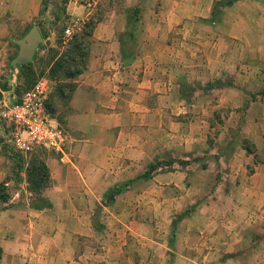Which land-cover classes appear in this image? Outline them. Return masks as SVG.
<instances>
[{
    "label": "crops",
    "instance_id": "1",
    "mask_svg": "<svg viewBox=\"0 0 264 264\" xmlns=\"http://www.w3.org/2000/svg\"><path fill=\"white\" fill-rule=\"evenodd\" d=\"M138 1L104 15L94 3L68 5L71 20L90 28L83 68L50 116L69 138L45 162L51 206H11L0 219L29 225L39 215L60 231L43 254L24 253L30 264H264V0H234L215 14L219 0H159L156 9ZM40 2L0 0V14ZM220 112L227 120L208 142V116ZM165 152L198 160L141 178ZM10 166L0 153V182ZM126 181L96 223L97 195ZM142 198L150 204L126 205Z\"/></svg>",
    "mask_w": 264,
    "mask_h": 264
},
{
    "label": "rangeland",
    "instance_id": "2",
    "mask_svg": "<svg viewBox=\"0 0 264 264\" xmlns=\"http://www.w3.org/2000/svg\"><path fill=\"white\" fill-rule=\"evenodd\" d=\"M129 1L93 0L94 5L89 9L93 8L95 15H104V13L113 12V10L118 11V13H123ZM158 1L139 0L138 5L150 8L149 5L151 4L156 9V2ZM161 1L164 2L165 0ZM72 2L78 7L77 5L83 3L84 0H41L38 6L19 7L18 5H14L11 7V12L15 14H0V19L3 18L4 21H0V100H3L7 104L12 100L18 99L37 80L46 77L52 88L45 102V106L53 118L54 108L57 105L55 97L61 92L70 90L71 87L66 75L79 70L84 61L83 57L78 55V50L73 48V45L78 43V49H82L81 53H84L85 40L82 41L80 37L64 40L62 36L63 30L72 19L68 14V10H66ZM27 8L30 10V14L27 13ZM137 11L138 8H134V16L138 13ZM218 11H220L219 7L215 6L212 14ZM33 25L37 27L42 37V44L35 50L30 63L25 64L22 68L11 66L10 62L17 53V46L13 43V40L20 39ZM217 120L219 121L218 127V121H216L214 115L209 114L207 125L208 129L211 130L207 135L208 142H212L215 129H220V124L225 123L227 117L220 112ZM60 131L61 133L64 132L62 133L64 136V144L68 142L69 138H65L66 134L64 130L62 131L60 129ZM5 134H8L7 125L0 118V153L11 161L8 174L2 181L4 182L2 193L5 195V201L0 200V210L16 205L27 204L30 207L32 203L38 204L36 200L38 197L44 195L43 192L45 189L39 190L37 193L30 191L26 178L28 163L32 157H36V159L43 161L45 164L46 161L57 157L56 154L60 155V153L45 149L42 146H34L25 154L19 153L2 137ZM209 149L208 153L210 154L209 151L213 150V147ZM186 155L189 156V160L184 161L182 157L185 155H173L165 152L154 158L150 163L155 165L153 171L156 172H158V169L160 172L179 171L180 169L176 164L182 169L187 163L198 160L192 154L190 155L188 153ZM147 167L148 165L142 173L147 170ZM106 184L102 183L100 187L104 188ZM119 184H125L127 186L132 183L131 181H126ZM140 184L143 186L141 190L145 192L149 191V182H140ZM114 185L117 184L115 183ZM114 185L111 186L113 187ZM110 187L108 189L112 188ZM127 202L129 204L127 203L126 205L141 204L145 206L150 204L147 198H142V201L138 200L137 202L133 199H128ZM101 205H104L106 208L109 207L108 205H111L108 198H105V194L103 197L97 195L96 201L91 205V212H94L93 220L102 225V221L109 218V214L106 212L109 211V208L104 210ZM31 218L36 220V222L30 223L29 225L25 224L17 215L0 219V222L6 221L12 223V228L6 229L4 226L5 229H0V264H30L29 261H22L24 253L30 254L34 258L38 257L45 252L42 247L47 237L61 238L60 231L55 229L50 230V221L46 217L40 218L38 215L31 216ZM0 225L2 224L0 223ZM90 239L93 242L95 241L93 238ZM90 246L96 252L99 251L95 242L94 245L92 244Z\"/></svg>",
    "mask_w": 264,
    "mask_h": 264
},
{
    "label": "built area",
    "instance_id": "3",
    "mask_svg": "<svg viewBox=\"0 0 264 264\" xmlns=\"http://www.w3.org/2000/svg\"><path fill=\"white\" fill-rule=\"evenodd\" d=\"M89 7L93 0H84ZM84 29V22L71 20L63 30V39L78 37ZM1 93V92H0ZM49 95L48 82L43 78L15 100L5 103L0 100V118L7 125L8 134L4 139L19 153L25 154L34 146L60 152L63 146V135L46 110Z\"/></svg>",
    "mask_w": 264,
    "mask_h": 264
},
{
    "label": "trees",
    "instance_id": "4",
    "mask_svg": "<svg viewBox=\"0 0 264 264\" xmlns=\"http://www.w3.org/2000/svg\"><path fill=\"white\" fill-rule=\"evenodd\" d=\"M233 1L234 0H225V1L219 0L215 3H213V6L214 7L215 6L216 7L217 6L218 7L229 6ZM89 28H90L89 24L85 25L82 33L78 36L81 38L82 41L88 35ZM78 37H74V38H78ZM78 46H79L78 43H76L73 45V48L78 50V52H77L78 55L82 56L84 59L85 53H83V52L81 53L82 49H78L79 48ZM83 65H84V61H83ZM83 65L81 66V68L79 70H76L74 72H70L69 74H67L66 77L72 78V77L76 76L77 74H79L81 69L83 68ZM23 66H25V64L18 65V68H22ZM72 87L73 86L71 85L70 89ZM27 90H25V91H27ZM154 168H155V165H153L151 163L148 164L147 170L142 175H140V177L144 178V179L149 178L150 174L154 170ZM26 178H27V182L29 184V189L32 192L37 193L39 190L45 189L50 185V177H49L48 169H47L46 165L44 164V162L36 159V157H32V159L28 163ZM3 184H4V182H0V200L1 201H5V195L2 193ZM125 186H126L125 184H117L105 192V198H108L109 203L112 202L114 195L117 194L119 192V190ZM36 202H38V204H35V203L30 204L31 209L42 210V209H48L51 206L49 200L43 196L38 197Z\"/></svg>",
    "mask_w": 264,
    "mask_h": 264
},
{
    "label": "water",
    "instance_id": "5",
    "mask_svg": "<svg viewBox=\"0 0 264 264\" xmlns=\"http://www.w3.org/2000/svg\"><path fill=\"white\" fill-rule=\"evenodd\" d=\"M43 42L36 26L30 29L20 39L13 40L17 46L16 56L11 60V66L23 65L32 61L34 51Z\"/></svg>",
    "mask_w": 264,
    "mask_h": 264
}]
</instances>
